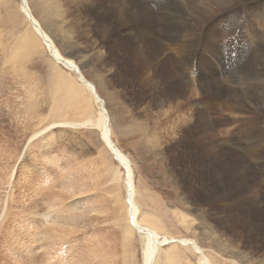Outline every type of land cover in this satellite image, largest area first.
Returning <instances> with one entry per match:
<instances>
[{
    "label": "rangeland",
    "instance_id": "374dc122",
    "mask_svg": "<svg viewBox=\"0 0 264 264\" xmlns=\"http://www.w3.org/2000/svg\"><path fill=\"white\" fill-rule=\"evenodd\" d=\"M134 1L156 21L153 22L156 27H150L152 34H163L169 22L180 28L188 46V66L179 69L172 61V74L167 75L170 86L160 93L137 88L131 74L135 70V64L130 61L135 47L132 45H136L133 37L141 24L131 29L116 27L108 36L99 37L85 26L84 11L78 0H50L51 4H57L62 16L47 17L41 26L52 35L56 48L76 58L84 77L96 86L98 95L105 101L111 118V140L130 162L142 216H150L149 220L158 225L161 223L163 232L172 238L198 241L213 264H233L225 255L231 251L237 254L238 264H264V251L254 252L246 238H241L239 244L233 242L235 248L226 242L231 232L224 231L227 223L220 219L230 215L226 209L232 201L209 203L204 206V213L195 211L204 194L215 189L209 168L233 178L237 171H244L249 179L264 178V165L261 167L264 115L248 110L245 116H235L218 106L209 109L203 104V120L197 126L191 114L193 108L201 110L196 74L203 78L201 84L219 85L227 98L237 92L248 95L253 89L262 91L264 0ZM19 4L20 0H0V135L8 139L11 149L12 181L16 178L19 182L14 195L21 193L19 190L23 194L15 196L17 202L24 196L27 205L34 207L33 210L40 207L39 211L43 207L40 198L53 195L60 205L64 224L47 229L41 225L38 229L32 222L34 216L26 218L27 213L21 214L17 203L11 209L7 197L3 198L0 264H68L69 258H73V264H143V240L126 221L122 180L125 170L114 160L98 131L46 130L62 120L81 119L76 116L78 110L66 107L61 87V91H54L56 70L48 52L41 48L30 53L28 47L33 43L23 44L24 35L31 28ZM30 6L38 19L42 7H33L31 3ZM123 31L125 37L120 36ZM171 52L169 48L164 50L166 54ZM178 74L183 75L186 86L183 99L175 97ZM139 81H144L142 76ZM89 102L91 105V98ZM92 109L95 115L93 105ZM254 126L258 132L254 129L255 135H251L248 131ZM215 146L222 147L220 156L211 152L210 158L208 150ZM250 149L255 153L251 154ZM116 173L120 178L114 181ZM36 190L38 194L34 193ZM183 216L187 220L184 217L182 222ZM49 228L56 231L61 241L54 242L53 232L49 236L44 233ZM217 235L220 240H216ZM211 243L224 253L211 247ZM242 244L244 247L239 248ZM163 249L170 256L169 259L161 256L158 264H199V257L190 247L170 245ZM249 250L253 252L247 256Z\"/></svg>",
    "mask_w": 264,
    "mask_h": 264
},
{
    "label": "bare ground",
    "instance_id": "6f19581e",
    "mask_svg": "<svg viewBox=\"0 0 264 264\" xmlns=\"http://www.w3.org/2000/svg\"><path fill=\"white\" fill-rule=\"evenodd\" d=\"M29 1L30 0H22V2H20V4H19L20 11L24 15L25 19L27 20V22L29 23L30 28H31V32H29V33L27 32L26 35H24L25 37L23 39V44L29 45V44L33 43V45L28 47L31 49L30 53L35 52L36 50H39V49L41 50V48H42L43 50L47 51L48 54L51 56V60L53 61V63L55 65L59 66L60 73H62L60 67H64L66 70H68L70 72L68 80L63 82V85H65L67 90L69 91L68 95L70 97H73V98L75 97L76 103L79 107L76 106L73 109H74V111L78 110L77 116L80 117V119H81V120H75V121L62 120L63 122L54 123V124L50 125V127H48L46 130L52 129V128H70V129H94V130L98 131L99 136L101 138V141L103 142L105 147L108 149V151L114 156V160L119 164L120 168L125 170V171H123V177H122L123 179L122 180H123V184H124L125 192H126V198H125L126 221L128 223L129 228L134 233H136L140 238H142V240H143V244H142V248H141V256H142V263L143 264H158V261L160 260L161 256H164V257L166 256V258L169 259V256H170L169 253L170 252L168 253V251L164 250L163 247L170 246V245H173V246L177 245V247L179 246V247H183V248L190 247L193 250V252L199 257L198 258L199 264H213L212 259H209L204 254L203 249L197 244L198 241L195 242L194 240L172 238L171 236H169L168 234H165L163 232V227H162L161 223H160V225H161L160 226V225L152 222V220H149L150 216H147L148 218L147 217L144 218L142 216L140 206L137 202L138 192H137L135 185L133 183L132 172H131V168H130V162H129L128 158L115 146V144L111 140V131H110V119L111 118H110L109 113L105 109V101L98 95V93L96 91V86L84 77V75L81 72L80 66L75 61L76 58L73 57L72 55H69L71 57H68L67 53H62L58 48H56V46L54 45L52 38H51L52 35L49 36L43 30V28L41 26V23L45 24L44 22L48 19L47 17H53V18L57 17V19L59 17H61L62 16V15H60L61 10L59 11V9H58L59 7L57 6V4L55 2H54L55 3L54 5L51 4L50 0H33V1H30V3L32 4L33 7L36 5H39L42 7V9H39L40 7L38 8L40 10L39 11L40 17H38V19H36L34 17L33 12H32ZM51 1L53 2V0H51ZM73 1H75V0H73ZM78 3H79V6L84 11L85 26L88 27V30H90L92 32L94 31L95 34L99 37L108 36V34H110L112 32V29H114L116 27H118V28L120 27V28H124V29H131L132 27L137 26L136 25L137 23L141 24V26H142V27L140 26L141 29L138 32H136L134 37H133L135 39L136 45H132L135 47H134V50H133V52L131 54V58H130V61L133 64H135V70H132L131 74L135 78L134 83L137 86V88L144 87L147 91L152 90L154 93H156V92L160 93L161 91L163 92L165 89H167L170 86V84L168 83L169 81L167 79V75L172 74V71H173L171 69V64H172L171 62L172 61L175 62V67H177L179 69H182L183 67L188 66V64L190 62L189 57L186 53V49L188 48V46H187L186 42L183 40L184 38L182 36L184 34L181 35V31L179 30L180 28L178 29L175 26L169 25V22H168V24H166L167 26L164 25L165 31L163 32V34H161L160 36H158L157 34H152L150 27L151 28L156 27V26H154L155 25L154 23L156 21L154 20L155 21L154 22L152 20L153 16H150L149 15L150 13L148 14L134 0H105V2H103V3H98L97 0H78ZM77 9H78V7H77ZM179 11H181V10H179ZM63 17H64V14H63ZM171 20H172V18H171ZM182 20H183V18H182ZM176 23H178V22H176ZM185 25H183V26H185ZM187 27H189L188 24H187ZM190 27H191V30H194V27L192 25H190ZM184 29H186V28H184ZM89 33H91V32H89ZM120 36L125 37L126 36L125 31H123L120 34ZM128 36H130V35H128ZM167 48L172 50L171 54L164 53V50ZM71 73H75L77 75V80H76V77H75V79L72 78V76L74 74L72 75ZM139 76H142L144 81H139ZM182 76H179V74L177 76L178 87H177V89H175V93H176L175 97L183 99V97L186 96V86L183 82L184 80H183ZM196 78L197 79H196L195 86L197 88V93H198V98H199L198 99V102H199L198 105H199V107H201V110H198V109L194 110V108H193V111L191 114L193 115L194 120H195L194 124L197 125L198 122L201 123L203 120V113H204L203 112V109H204L203 104H207L206 106L209 109L212 107L218 106L221 108V110L225 109V111H230L235 116L239 115V114L245 116L246 111H248V110L255 112V114H257V115H264V85H262V91L260 89L257 91L253 89L254 91L252 90V92H250L248 95L242 94L241 92H237V95L233 93L232 96H229L227 98L223 94L224 91L220 89L219 85L214 86V85L201 84V82H199L200 80L203 79L201 77V75L199 76L196 74ZM160 83H162V84H160ZM64 90H66V89H64ZM146 90H144V91L146 92ZM260 91H261V93H260ZM30 94H31V92H30ZM30 94H29V96H30ZM63 94H64V92H63ZM89 97L91 98V105L89 102V99H90ZM92 105L96 109L95 115L93 114L94 109H92ZM252 123H253V119H252ZM189 124H191L190 121H189ZM20 125H21V123H20ZM20 125H19V127H20ZM254 129H255L256 133L258 132L257 126H254V128H252L250 131H248L249 134L255 135ZM184 131L185 130H183V133H184ZM37 135L38 134H35V136H37ZM35 136H33V138ZM7 140H8L7 138L0 135V202L3 198L7 197L11 209L13 207L18 206L19 207L18 209H20L21 214L27 213L26 218H29L27 215L34 216L35 217L34 220H36V219H38V220H37V222L32 220V222H33V225H35L38 229L41 228V225H45V227L47 229V227H51V225H57V226L59 225L60 226V224L61 225L64 224V221H63L64 218L60 214L61 211L59 212L60 205L58 204V200H56L57 198H55L53 195H48V196L47 195H45V196L40 195V196H42L40 198V200H41V205L43 207L39 211H38V208H40V207H37L36 210H33L34 207H30L29 205H27V201L25 200L24 196L23 197L20 196L21 198H20L19 202H17V199L15 196L16 195H23V194H22V191L19 190V192H21V193H18V194L15 193V195H14V192H15L14 190L17 189L19 182L15 181L16 178L12 181L13 174L10 173L11 172V167H10L11 152L9 151L10 147L8 145ZM182 146H180V147H182ZM194 146H196V145H194ZM221 150H222V147L221 148L218 146H215L214 148L211 147V149L208 150L207 155H209V157L211 158V156H210L211 152L213 153L212 155H214L215 153L217 155H219V152ZM249 151L251 154L255 153L251 149ZM198 152H200V151H198ZM193 153H195V152H193ZM188 154H189V152H188ZM206 159L208 160V158H206ZM261 159H264L263 154H262ZM204 162H205V160H204ZM263 165L264 164H262L261 167H263ZM228 168H229V165H228ZM225 169H226L225 171H228L227 170V164H226ZM218 171H215L214 169L209 168L210 176H212L213 180H214L213 184H215V186H213V187H215V189L212 191L208 190V192L204 194L203 199L198 204V206L200 208L197 206V209H195V211H200L201 213H204L205 212L204 206L209 204V203H214L216 201L223 202V203L232 201V203L229 204L227 206V209H226L227 213L230 215L227 214L228 216L222 217L220 219V221H223V223H225V224L227 223V226H224V229H225L224 231L231 232V236H230V238L228 236V240H226V242H228L229 244H232L233 242L237 241L239 244L241 238L244 237V238H246V242L248 241L250 243V245H251L250 249L254 250V252L264 251V178L263 179H261V178L260 179H249L251 177L248 178V174L244 173V171H242V172L237 171L236 172L237 176L235 178H233L230 176L229 177L226 176L227 174L223 175L224 173H220L221 171H219V172ZM110 177H111V175H110ZM119 178H120L119 174H117V173L114 174V176H113L114 181L118 180ZM20 179H22V178H20ZM26 180H25V182H26ZM21 185H22V182H21ZM39 185H40V183H39ZM27 186H29V185H27ZM37 188H39V187H37ZM69 189L72 190L71 187ZM66 191H68V190H66ZM34 193L38 194L37 190ZM68 193H70V192H68ZM17 198H19V197L17 196ZM15 203H17L18 205L16 206ZM12 204H14V205L12 206ZM255 205L258 208L255 207ZM0 207H1V204H0ZM7 212H9V210ZM178 213H180V212H178ZM182 215H184V214H182ZM144 216H146V215H144ZM221 216H222V214H221ZM184 217L185 216H183L181 218L182 222L184 220ZM30 219H31V217H30ZM150 219H151V217H150ZM224 219H226V220H224ZM7 220H9V219H7ZM156 220H158V218L157 219L155 218V221ZM186 220H187V218H186ZM190 220H191V218H190ZM38 221H39L40 225H39ZM158 222H160V221L158 220ZM66 224H68V223H66ZM236 229L239 232H236V234H234L233 230H236ZM52 232H53V234H52L53 238L55 239L54 242L59 241V240L61 241V239H58V237H56V234H57L56 231L51 230V228H49V230H46V232H44V233H47L48 234L47 236H49V234H51ZM213 232L215 235V231H213ZM42 233H43V231H42ZM40 234H41V232H40ZM204 234H206V233H204ZM219 235H217L216 240H220V238L218 237ZM199 236H200V234H199ZM209 237H210V235H209ZM201 240H203V239H201ZM232 245L234 246V248L237 247L236 244H235L236 246L234 244H232ZM211 247H215L217 249V251L223 252L222 249L217 248L216 246H214V244H212ZM241 247L243 248L244 245L243 244L239 245V248H241ZM253 247H254V249H253ZM236 250H237L236 251L237 253L240 252L238 250V248H236ZM252 250H249L248 253L246 252L247 256L248 255L250 256L252 254L251 253V252H253ZM225 253H226L225 255L228 256L229 260L233 264H238L235 260L236 255H237L235 252L231 251V252H225ZM263 254H261V255H263ZM72 261H73V258H69V261H67V262H68V264H73L74 261H73V263H72ZM174 261L175 260H173V262ZM167 263H169V262H167ZM239 264H241V263H239Z\"/></svg>",
    "mask_w": 264,
    "mask_h": 264
},
{
    "label": "crops",
    "instance_id": "0c3cea01",
    "mask_svg": "<svg viewBox=\"0 0 264 264\" xmlns=\"http://www.w3.org/2000/svg\"><path fill=\"white\" fill-rule=\"evenodd\" d=\"M37 51V50H36ZM49 55V54H48ZM49 58H50V60H51V56L49 55ZM52 61V60H51ZM52 64H53V69H55L56 70V76H55V78H54V84H55V87H54V91H61L60 90V87H61V89L63 90V92H64V96H63V99H64V101H65V105H66V107L67 108H69L68 110H70V108L72 109V110H74L73 108H75L76 106L77 107H79L78 105H77V103H76V99H75V97L73 98V97H70L68 94V90H67V88H66V86L65 85H63V82H65V81H67L68 80V77H69V74H70V72L68 71V70H66L64 67H60V69H61V72L62 73H60V70H59V66H57V65H55L54 63H53V61H52ZM57 66V67H56ZM64 68V69H63ZM65 73H64V72ZM68 72V73H67ZM72 75L74 74L75 75V77H76V80H77V75L75 74V73H71ZM75 77H73L72 76V78H74L75 79ZM64 78V79H63ZM63 79V80H62ZM65 87V88H64ZM64 89H66V90H64ZM69 101V102H68ZM77 112L78 111H76V116H77Z\"/></svg>",
    "mask_w": 264,
    "mask_h": 264
},
{
    "label": "water",
    "instance_id": "95a60500",
    "mask_svg": "<svg viewBox=\"0 0 264 264\" xmlns=\"http://www.w3.org/2000/svg\"><path fill=\"white\" fill-rule=\"evenodd\" d=\"M20 2H22V0H20Z\"/></svg>",
    "mask_w": 264,
    "mask_h": 264
}]
</instances>
